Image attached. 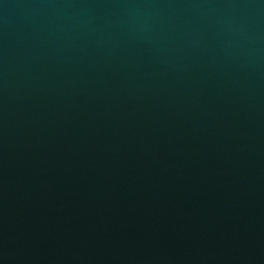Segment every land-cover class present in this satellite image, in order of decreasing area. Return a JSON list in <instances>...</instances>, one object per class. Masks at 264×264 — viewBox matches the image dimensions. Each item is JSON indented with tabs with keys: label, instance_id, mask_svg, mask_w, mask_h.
<instances>
[{
	"label": "water",
	"instance_id": "95a60500",
	"mask_svg": "<svg viewBox=\"0 0 264 264\" xmlns=\"http://www.w3.org/2000/svg\"><path fill=\"white\" fill-rule=\"evenodd\" d=\"M0 264H264V0H0Z\"/></svg>",
	"mask_w": 264,
	"mask_h": 264
}]
</instances>
